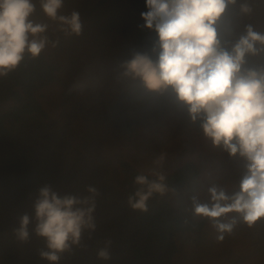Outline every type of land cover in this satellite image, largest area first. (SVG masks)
<instances>
[{
    "label": "trees",
    "instance_id": "obj_1",
    "mask_svg": "<svg viewBox=\"0 0 264 264\" xmlns=\"http://www.w3.org/2000/svg\"><path fill=\"white\" fill-rule=\"evenodd\" d=\"M34 3L33 20L47 23L59 44L0 78V264H49L32 225L27 243L14 234L45 185L61 194L87 195L89 185L100 192L95 233L59 264H264V220L253 228L238 222L218 243L211 223L193 214V196L207 202L214 185L229 195L239 189L244 161L213 148L174 98L166 118L158 95L116 98L119 63L133 48L151 54L156 39L143 27L146 0H64L61 14L81 15L79 37H65ZM243 3L251 14L241 15ZM228 17L236 37L249 24L264 32V0H238ZM249 64H264V53ZM161 153L164 161L154 164ZM157 172L175 191L150 199L146 213L131 210L135 178ZM105 240L112 241L108 261L97 257Z\"/></svg>",
    "mask_w": 264,
    "mask_h": 264
},
{
    "label": "clouds",
    "instance_id": "obj_2",
    "mask_svg": "<svg viewBox=\"0 0 264 264\" xmlns=\"http://www.w3.org/2000/svg\"><path fill=\"white\" fill-rule=\"evenodd\" d=\"M238 0H146L148 11L141 14L143 27L155 32L151 54L133 48L122 60L116 75L117 99L134 93L155 94L165 101L164 118L173 98L187 111L211 146L229 158L244 161L239 189L229 195L223 188L208 189L209 199L192 197L193 214L207 219L215 229L216 241L232 235L238 222L253 228L264 220V64L250 65L249 58L264 53V32L249 24L238 37L228 11ZM48 20L59 22L65 37H79L83 22L79 11L61 14L64 0H39ZM34 0H0V78L15 72L25 57L39 59L59 39L48 35L49 25L33 20ZM249 4L240 5L241 15H249ZM75 92L74 99L80 95ZM91 98L95 91H87ZM67 94L62 99H66ZM165 154L153 161L161 165ZM150 180L138 175L135 192L128 196L131 210L146 213L148 201L174 192L162 172ZM87 195L61 194L50 185L39 189L33 214L20 217L14 230L16 239L27 243L30 225L44 241L41 260L59 264L63 254L81 246L85 233L97 229L95 212L100 192L87 186ZM235 214V215H232ZM228 222H222L228 218ZM111 240L97 251L98 259H111Z\"/></svg>",
    "mask_w": 264,
    "mask_h": 264
}]
</instances>
